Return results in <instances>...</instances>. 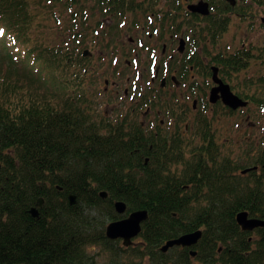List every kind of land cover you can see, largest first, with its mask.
Masks as SVG:
<instances>
[{
	"label": "trees",
	"instance_id": "obj_1",
	"mask_svg": "<svg viewBox=\"0 0 264 264\" xmlns=\"http://www.w3.org/2000/svg\"><path fill=\"white\" fill-rule=\"evenodd\" d=\"M165 1V10L154 9L160 0H96V5L103 17L138 15L139 9L146 17L162 13L163 28L175 33L183 22L194 25V44L203 45L211 59L206 63L196 48L183 56L179 76L186 79L194 71L211 78L216 64L223 78L232 80L233 73L248 66L250 50L213 55L209 44L228 30L235 10L244 17L249 5H264V0H248L247 6L221 0L223 5L212 3L204 18L190 12L185 0ZM65 3L70 8L80 0ZM35 10L34 0H0V44L6 49L0 58V264H99V253H93L97 247L112 254L109 264H119L128 247L106 234L108 222L121 217L117 200L127 202V213L149 212L140 242L129 248L133 255L147 257L146 264H264V227L255 230L254 238L236 219L242 210L264 219V149L233 161L223 154L213 120L200 113L186 127L195 131L198 143L186 142L178 129L171 137L163 130L157 135L128 118L114 122L107 113L96 114L95 101L85 90V58L77 59L68 48L37 43L32 35ZM72 14L80 19L79 11ZM81 34V29L73 32L75 38ZM74 66L79 69L73 71ZM258 82L263 84L264 77ZM255 83L247 80L246 85ZM244 96L264 109V100ZM143 98L148 103L150 96ZM154 98L151 103L160 104L163 95ZM254 166L260 172L241 173ZM102 191L108 192L106 198ZM70 194L77 195L75 204ZM40 198L44 202L35 217L31 209ZM197 229L203 236L192 247L195 256L190 247L161 250L167 240ZM176 249L179 253L171 259Z\"/></svg>",
	"mask_w": 264,
	"mask_h": 264
},
{
	"label": "rangeland",
	"instance_id": "obj_2",
	"mask_svg": "<svg viewBox=\"0 0 264 264\" xmlns=\"http://www.w3.org/2000/svg\"><path fill=\"white\" fill-rule=\"evenodd\" d=\"M65 1L34 0L38 21L35 23L32 32L33 39L37 43L68 48L75 52L77 59L79 56H83V51L86 49L93 52L91 56H83L85 58L83 67L89 70L85 81V90L90 99L95 101L94 110L96 114L103 115L107 113L113 117L118 115L122 117L130 113L134 101L143 102L144 93H150L151 95L152 90L155 93L159 89L164 73L162 71L159 78L152 82L156 67L161 65L162 70L163 61H168L170 67H176L177 63H174V61L181 57L176 50L179 44V36L183 35L185 37L187 49L193 47L195 43L192 39L195 34L192 27L194 25H189L187 22H183L185 26L175 36L176 42H173L170 41L172 30L168 26L163 28V22L160 23V19L151 23V20L140 9L138 15L134 12H128L124 16L113 14L103 17L98 5H96V0H80V3L74 4L70 8ZM199 1L191 0V3ZM206 1L209 4L215 3L219 8L223 5L221 0ZM163 2L161 5L159 3V6L154 7V9H167L168 2L165 0ZM239 2V5L247 6L248 0ZM245 10L247 15L244 17L236 14L239 10L234 11L228 30L222 37L218 38L215 45L209 44L208 51L215 55L219 52L235 53L240 49L250 50L252 57L248 66L238 73H233L232 80L227 79L226 82L231 85L232 90L237 95L243 98L245 94H249L256 99L264 100V83L258 82L261 77H264V5H249ZM73 11H79L78 16L76 15L80 18L79 20L73 18ZM86 20V26L89 24L88 29H84V26H82V22ZM98 21L105 22V25L99 26ZM73 25L74 29L72 28ZM154 25H156V29L152 28ZM79 29H81V33L84 31L85 35L81 34L75 38L73 32H78ZM106 31H110L111 34L106 35L104 33ZM151 33L153 34L152 37L149 35ZM161 33H164V36H161ZM190 36L192 37L190 38ZM3 44H0V58H4L6 55ZM199 47L197 52H203L204 54L203 45ZM172 55L173 58H171ZM210 57L205 55V58H207L206 63L210 62ZM7 62L10 63V60L7 59ZM174 68L173 74L177 75V79L182 82L178 86L179 88L169 85V92L164 93L161 104L152 106L153 115L146 118L140 115L141 120L152 119L158 111H161V115L156 116V119L158 123L160 119L164 120V132L181 131L182 138L186 142L193 139L194 143H198L199 138L193 136L195 131L186 130L185 127L190 126L195 121L198 117L197 113L203 116L209 115V118L213 120L212 129L216 134L223 154L230 156L233 161L241 160L249 152L252 156L256 155L259 150L264 149V109L261 106L252 101L247 108L232 110L231 113L221 101L217 103L210 102L206 108L204 105H200V101L197 103V111L199 112L192 111L188 107L192 104L193 98L208 100L212 83L208 87H206V84L212 82V79L197 71H194V76L189 74L188 79L178 78L179 71L177 73ZM78 69L75 66L73 67V71ZM219 75L223 78L221 73ZM106 79H109L110 82L108 86L105 83ZM247 80L256 83L247 86ZM105 86L107 91L104 90ZM198 86H201L200 88H203V91H206L208 95L202 93L197 88ZM41 87L46 91L49 88L45 83ZM44 90L41 91L44 92ZM126 90H128L127 95L125 94ZM173 94H176L174 101L171 98ZM148 105L151 106L149 103L142 106L143 111L147 110ZM169 109L174 110L175 114L173 116L172 111L170 112ZM113 110L115 113H113ZM113 119L116 121V118ZM176 121L179 123L176 124ZM190 150L191 146L186 148L187 155ZM258 172H260V169H258ZM119 215L121 216L119 219H121L127 217L129 213ZM252 236L254 238L258 237L255 231H253ZM134 241L137 245L140 238L137 237ZM118 244L121 247H126L122 239H119ZM129 248L122 251L119 264H146L148 262L147 257L140 258L133 255L132 250ZM93 253H99V256H97L99 264H109L111 262V253L99 247L95 248ZM178 253L179 249L172 251L170 258H174Z\"/></svg>",
	"mask_w": 264,
	"mask_h": 264
},
{
	"label": "water",
	"instance_id": "obj_3",
	"mask_svg": "<svg viewBox=\"0 0 264 264\" xmlns=\"http://www.w3.org/2000/svg\"><path fill=\"white\" fill-rule=\"evenodd\" d=\"M232 5H236L238 0H227ZM188 8L194 12L201 13L203 15L210 14V4L206 0H200L197 3H191ZM185 49V40L182 39L180 42V51ZM85 56H91L92 52L86 49L83 53ZM213 80L217 84L211 89L210 100L213 103L218 102L220 99L225 105L232 109H238L248 105V101L237 95L231 88V85L226 83L222 78L219 77V67L213 66ZM108 83V80H107ZM252 169H258V166L247 168L242 171L243 174L249 172ZM101 196L106 198L108 196L107 191H102ZM71 204L77 202V195L70 194L69 196ZM43 199L40 198L37 204L32 207L31 213L38 217L40 215L39 207L43 205ZM115 210L118 214H126L128 211V204L124 200H117L114 203ZM149 218V212L146 209H137L131 211L125 218L111 221L106 227V234L110 239L117 240L122 239L126 247L134 244V238L138 237L143 230V223ZM237 222L244 231H254L259 227H264V219L259 217H253L249 211L242 210L237 213ZM203 230L197 229L192 232L184 233L176 238L167 240L162 246L163 252H168L171 248L176 246L181 247H194L202 238ZM191 255L195 256L197 250L191 249Z\"/></svg>",
	"mask_w": 264,
	"mask_h": 264
},
{
	"label": "flooded vegetation",
	"instance_id": "obj_4",
	"mask_svg": "<svg viewBox=\"0 0 264 264\" xmlns=\"http://www.w3.org/2000/svg\"><path fill=\"white\" fill-rule=\"evenodd\" d=\"M186 1V8H188V5L191 3V0H185ZM163 2V0L160 2V5H161V3ZM164 4H165V2H163ZM188 10H189V8H188ZM190 12H192V13H197V14H199V16H200V18H204V15L203 14H200V13H198V12H194V11H192V10H189ZM186 11H184V12H182V14H184ZM158 15L159 16H162L163 14L162 13H158ZM233 15V14H232ZM183 17V16H182ZM159 17H157V18H154L153 20H156V19H158ZM181 20H184L183 18L181 19ZM153 28V27H152ZM150 35V37H152L153 36V34L151 33V34H149ZM178 35V34H177ZM181 35V34H180ZM175 34L174 33H172L171 35H170V37H171V39H170V41L172 40L173 42H176V39H175ZM181 37H183V35H181ZM185 38V37H184ZM180 36H179V42H180ZM141 43H143V40L141 39ZM165 49H166V46L164 47V52H165ZM176 50L179 52V54H180V58H177V59H175V61H174V63H177V65H176V67L174 68L173 66L172 67H170L169 66V62L167 61V62H164L163 61V66H162V70H161V65H159L158 67H156V69H155V73H154V77L152 78V82H155L158 78H159V76H160V74H162V71H163V73H164V76L162 77V81H161V83H160V87H159V89L158 90H156V92L155 93H153V91L154 90H152V94L150 95V93H144L145 95H148V97L150 96V101L148 102L151 106H149L148 105V108H147V110L146 111H143V108H142V105L143 104H146V102H147V100L146 99H143V102H140V101H134L132 104H133V106H132V108H131V111H130V113H127V114H125L124 116H120L119 117V115L118 116H112V115H110V114H108L109 115V117L114 121V119L113 118H116V121H114V122H119V121H121L122 119H125V118H128V121L129 120H132L134 123H139V124H141L142 125V127L146 130V132H151V133H155V134H161V133H159L160 132V130L162 131L163 130V134H168L170 137L173 135V134H175L176 133V131H174L173 133H171V132H164V130H165V128H164V120L163 119H160V122L158 123L157 122V117L158 116H160L161 115V111H158V113H157V115L155 114V117L153 116V118L152 119H149V120H141L140 119V115H143V116H145V118L146 117H148V116H152L153 114H152V106H157L158 104H153V103H151V100H153L154 99V97L156 96V95H164V93H168L169 92V90H168V88H169V85H173V86H175V88H177L182 82L178 79V81H177V75H174L173 74V68H174V71H177V73H178V71H179V75H180V73L182 72V70H181V58L183 57V56H185L186 54H190V53H188L189 51H190V48L189 49H187V41H186V48H185V50L184 51H180L179 50V48L177 47L176 48ZM171 58H173V55L171 56ZM171 61V60H170ZM164 63H165V67H164ZM167 64V65H166ZM179 67V68H178ZM165 68V69H164ZM178 68V69H177ZM178 75V78H180V77H183V75L182 76H179ZM211 79H212V77H211ZM106 80H109V79H106ZM110 83V82H109ZM109 83H108V85H109ZM212 86H211V88L215 85L214 84V82H213V80H212ZM214 84V85H213ZM107 85V84H106ZM107 85V86H108ZM179 88V87H178ZM104 90H106L107 91V87L105 86L104 87ZM168 90V91H167ZM200 91H202V93H204L205 94V91H203L202 89H199ZM127 93H128V90H126V92H125V94L127 95ZM198 94V93H197ZM205 95H208L207 94V92H206V94ZM154 96V97H153ZM209 96V95H208ZM143 98V97H142ZM172 98V100L174 101L175 100V98H176V94H173V96L171 97ZM201 98V97H200ZM155 100V99H154ZM146 101V102H145ZM201 101V106L202 105H204V107L206 108V106H207V104L208 103H210L209 102V100H206V99H204V98H201V100L199 99V98H193V102H192V104L188 107V105H187V107L188 108H190L191 107V109L190 110H192V111H197L198 110V107H197V103H199ZM219 101H221V100H219ZM218 101V102H219ZM145 102V103H144ZM249 103H250V101H249ZM161 104V103H160ZM163 104V103H162ZM169 106H170V104H169ZM248 106H249V104H248ZM247 106V107H248ZM171 108H172V106H171ZM204 108V109H205ZM114 109H116V108H114ZM170 110V112L172 111V116L175 114V112H174V110H172V109H169ZM113 113H115V111L113 110ZM157 116V117H156ZM177 122L178 121H176V124H177ZM179 123V122H178ZM186 127H189V126H186ZM185 127V129L186 130H188L187 128ZM184 133V132H183ZM195 133V132H194ZM178 134H182V132L180 131V133H178Z\"/></svg>",
	"mask_w": 264,
	"mask_h": 264
}]
</instances>
